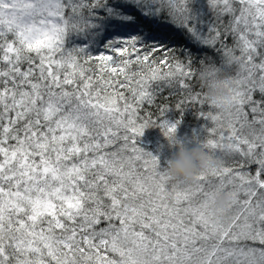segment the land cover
<instances>
[{"label":"snow or ice","instance_id":"obj_1","mask_svg":"<svg viewBox=\"0 0 264 264\" xmlns=\"http://www.w3.org/2000/svg\"><path fill=\"white\" fill-rule=\"evenodd\" d=\"M164 28L238 61L229 111ZM0 64V264H264V0H0ZM166 89L201 107L197 142L225 161L193 184L141 147L149 127L177 135L169 107L140 115Z\"/></svg>","mask_w":264,"mask_h":264},{"label":"clouds","instance_id":"obj_2","mask_svg":"<svg viewBox=\"0 0 264 264\" xmlns=\"http://www.w3.org/2000/svg\"><path fill=\"white\" fill-rule=\"evenodd\" d=\"M225 67L215 63H204L198 70V83L203 89L207 103L217 110L227 112L232 107L235 90L234 74L238 71V61L231 57L223 61ZM215 70V71H214ZM169 139L176 150L167 158L165 173L176 181L188 184L196 182L203 173L222 168L225 161L214 152L202 146V142H190L178 135ZM234 201L228 191L213 189L208 200V211L217 224H226L233 214Z\"/></svg>","mask_w":264,"mask_h":264},{"label":"trees","instance_id":"obj_3","mask_svg":"<svg viewBox=\"0 0 264 264\" xmlns=\"http://www.w3.org/2000/svg\"><path fill=\"white\" fill-rule=\"evenodd\" d=\"M238 4L236 7L238 8ZM212 13H209V17L211 18ZM225 22H227L228 17H224ZM160 36L167 42L169 47L176 46L179 48L180 46H187L193 52V71L196 73L194 78V83L196 84L195 91L203 93V89L200 88L198 83V70L201 67L199 60L201 57L206 54L207 57H211V59H205L204 63H215L216 65H220L222 62V54L216 53L213 49L204 47L202 49H198L188 44L186 39V33L182 34L180 31L175 30L174 28H164L159 33ZM13 37L9 35V39ZM229 46H232L233 39L229 37L228 39ZM73 43H79V41L74 40V38H69L67 43L68 47H71ZM176 56L184 60L185 54L181 51L176 52ZM0 67H3L0 64ZM26 67V65H24ZM135 65H133V70H135ZM234 74V73H233ZM170 92L174 94L170 95ZM126 95H128L126 93ZM187 97V93L183 92L179 89L168 90L166 89L162 94L156 96L155 101L152 105H148L147 103L143 106L140 111L141 116H145L147 114H151V119L153 121L158 122V117L160 116L159 108L161 107H169L171 110L167 114L169 119L175 121L177 119H181V123L178 128L177 135L185 140L190 142H196L197 136L200 139H203L204 135L207 138V133L204 132L205 123L211 126V122H206L202 117L198 115V112L201 110V107L196 104H185V111L183 114L180 111L176 110L175 105L178 101L183 100ZM258 98V96H257ZM204 111H209L210 109L205 105L203 108ZM141 139V147L145 150L152 152L154 155H157L160 159L161 170H163L167 165V158L176 150V146L169 143L168 137L164 135L163 130L159 126L149 127L145 130ZM103 226V225H102Z\"/></svg>","mask_w":264,"mask_h":264},{"label":"rangeland","instance_id":"obj_4","mask_svg":"<svg viewBox=\"0 0 264 264\" xmlns=\"http://www.w3.org/2000/svg\"><path fill=\"white\" fill-rule=\"evenodd\" d=\"M239 7V6H238ZM237 55H239V52H237ZM235 74V73H234ZM238 162L243 163L242 159L240 157L235 158ZM231 162V161H230Z\"/></svg>","mask_w":264,"mask_h":264}]
</instances>
